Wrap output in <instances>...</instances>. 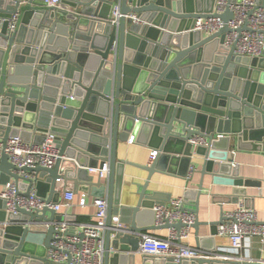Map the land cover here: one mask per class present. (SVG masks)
I'll list each match as a JSON object with an SVG mask.
<instances>
[{
  "label": "water",
  "instance_id": "water-1",
  "mask_svg": "<svg viewBox=\"0 0 264 264\" xmlns=\"http://www.w3.org/2000/svg\"><path fill=\"white\" fill-rule=\"evenodd\" d=\"M216 1L60 0L62 9H50L44 0H0V18L5 20L0 26V136L5 144L19 135L40 144L48 131L57 135L61 158L56 166L24 169L42 174L36 189L47 203L57 202L70 183L75 193L108 195L105 264L135 259L142 236L150 231L184 227L154 226L152 208L167 200L148 194L155 174L181 165L180 175L187 178L197 156L203 159L201 174L237 187V196L263 186L240 178L232 155L264 152V57L225 52L233 13L213 14ZM235 1L241 0H227ZM256 2L264 7V0ZM118 4L122 17L119 25H112L109 18ZM17 14V30L11 34L9 20ZM214 17L223 20L222 31L209 37L193 31L199 19ZM194 136H206L210 147L194 149L189 143ZM131 137L135 144L158 151L151 164L118 159L119 143ZM105 163L110 164L107 184L88 172ZM126 166L148 173L135 206L121 204ZM14 170L4 153L0 186L11 178L19 181ZM202 195L201 185L183 197L184 209L196 215L192 228L198 242L201 226L217 229L223 222L199 220ZM191 199L194 203L188 206ZM116 214L121 227L112 224ZM62 220L49 208L7 214L0 200V264H51L45 255L55 228L46 224ZM143 264L264 263L144 258Z\"/></svg>",
  "mask_w": 264,
  "mask_h": 264
},
{
  "label": "built area",
  "instance_id": "built-area-1",
  "mask_svg": "<svg viewBox=\"0 0 264 264\" xmlns=\"http://www.w3.org/2000/svg\"><path fill=\"white\" fill-rule=\"evenodd\" d=\"M50 9H62L60 0H44ZM233 13V19L228 23L231 30L225 35L223 47L225 52L233 53L242 58L261 59L264 57V7L258 5L256 0H241L229 4L227 0H217L213 14L222 15L227 10ZM120 4L115 5L109 22L112 25H119L121 19ZM19 15H14L9 20V33L17 30ZM135 23H141L136 15H128ZM5 20L0 18V26ZM225 27L220 17L199 19L193 31H200L204 37L213 36ZM247 28V29H244ZM241 30V32H238ZM45 139L38 144L33 141L26 142L20 135L8 139L6 144L0 136V161L5 153L9 162L16 168L13 171L19 177V181L11 178L3 185L0 191V200L4 202L7 214L18 215L20 210L29 213H40L49 208L63 218L62 221H54L46 224V227L53 226L55 234L51 247L47 249L45 258L51 264H105L106 243L105 236L108 227L109 197H95L93 206L96 209L94 221L90 223H76L67 220L64 215L76 199L77 193L74 188H67V191L59 196L57 202L47 203L38 195L36 183L42 176L35 172H27L24 169L47 168L56 166L60 157V149L57 142V135L51 131L44 134ZM222 135H216L221 138ZM135 138L131 137L129 143L133 144ZM189 143L197 149L199 147L209 148L210 141L206 136H194ZM158 151L150 153V164L156 159ZM190 167L187 180H190L195 172ZM92 176H97L101 181H108L110 177V164L105 163L103 168H88ZM32 183V184H30ZM69 187V186H68ZM30 188V189H29ZM29 192V195H26ZM78 206L85 208L89 204L88 193L78 192ZM183 198L172 199L169 202H157L152 211L154 213V226L161 228L166 225L183 224L181 230L170 227L165 238L157 237L154 234L142 236L138 253L143 258H154L179 263L182 260H196L211 258L210 252L192 247L189 241L192 238V226L196 222V215L184 209ZM112 224L118 227L120 217L113 216ZM222 224L216 229V237H224L229 241L230 249L228 255H218L225 261H243L240 254L249 248L254 239H259L264 244V223L259 221L258 212L253 207L247 206L239 201L233 211L223 215ZM225 252V251H224Z\"/></svg>",
  "mask_w": 264,
  "mask_h": 264
},
{
  "label": "crops",
  "instance_id": "crops-1",
  "mask_svg": "<svg viewBox=\"0 0 264 264\" xmlns=\"http://www.w3.org/2000/svg\"><path fill=\"white\" fill-rule=\"evenodd\" d=\"M156 149L142 147L135 142L119 143L118 145V159L126 160L128 162L146 166L150 164V153ZM235 164H238V175L240 178L250 179L254 181L263 182L261 188H248L245 195H235V188L224 181H216L212 175L201 174L203 168V159L195 156L191 167L196 170L190 180L181 176L184 173V168L181 165L173 167L171 171L164 174H155L149 184L148 194L150 196L158 195L160 199H167L169 202L172 199L183 198L188 192H195L199 187L203 186V195L200 198L199 220L204 223H216L222 220L223 215L227 212L233 211L239 201L244 202L249 207H253L258 212L260 222L264 223V152L253 151H239L232 155ZM181 174V175H180ZM42 174H40V177ZM98 180L97 176H94ZM148 178V173L140 168L134 166H126L124 170V183L121 197V204L125 206H135L138 202L139 187L143 186ZM107 184V181H102ZM68 188L73 189L70 183ZM3 186H0V191ZM62 190L60 196H62ZM89 204L85 208L78 206L79 195L77 193L76 199L72 208L65 212V216L73 218L70 222L76 223H90L94 221L96 209L93 206V193H88ZM107 195V194H105ZM169 200V201H168ZM163 202V201H162ZM194 200L191 199L187 203L192 205ZM50 216V214H48ZM59 216V215H58ZM114 216H119L118 214ZM61 217V216H60ZM216 228L211 226H201L199 231V242L196 239L195 230L192 231V238L189 244L192 247L199 248L204 251L212 252L214 258L220 262H236L225 261L218 255L230 254L229 241L227 238L216 237ZM146 234H154L157 237L165 238L168 230L150 231ZM145 234V235H146ZM225 251V252H224ZM243 261L264 263V244L259 239H254L249 248L245 249L240 254ZM143 257L136 253L135 259L129 257L117 261L116 264H143Z\"/></svg>",
  "mask_w": 264,
  "mask_h": 264
}]
</instances>
